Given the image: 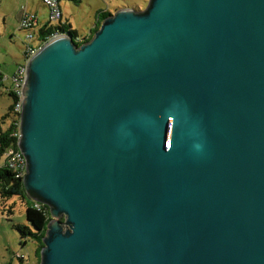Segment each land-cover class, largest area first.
Segmentation results:
<instances>
[{
	"label": "water",
	"instance_id": "95a60500",
	"mask_svg": "<svg viewBox=\"0 0 264 264\" xmlns=\"http://www.w3.org/2000/svg\"><path fill=\"white\" fill-rule=\"evenodd\" d=\"M40 264H264V0H149L30 58Z\"/></svg>",
	"mask_w": 264,
	"mask_h": 264
},
{
	"label": "rangeland",
	"instance_id": "374dc122",
	"mask_svg": "<svg viewBox=\"0 0 264 264\" xmlns=\"http://www.w3.org/2000/svg\"><path fill=\"white\" fill-rule=\"evenodd\" d=\"M149 0H61L63 21H68L79 36L86 37L97 22L100 11L111 14L120 9L144 10ZM23 8L36 13L40 20L48 23V10L40 0H0V78L3 79L0 93V127L6 130L12 117L4 120L12 105L10 91L12 76L19 65L25 62V32L18 30V22ZM32 200L26 195H0V264H40L38 243L33 238L24 240L13 228L14 224L29 226L26 208Z\"/></svg>",
	"mask_w": 264,
	"mask_h": 264
},
{
	"label": "trees",
	"instance_id": "16d2710c",
	"mask_svg": "<svg viewBox=\"0 0 264 264\" xmlns=\"http://www.w3.org/2000/svg\"><path fill=\"white\" fill-rule=\"evenodd\" d=\"M59 3L61 0H58ZM41 2V0H40ZM42 4V2H41ZM45 7V6H44ZM47 9V8H46ZM48 10V9H47ZM26 8H23L18 22V30L25 32L27 30L20 28V23L24 17ZM63 15V13H62ZM111 13L108 11H100L97 15V22L91 29L90 34L86 37H80L78 32L72 28L68 21L63 19L57 24H53L49 20L48 11V23L43 25L40 24V19L33 27L34 38L31 43L25 42V49L23 52L24 59L26 60V50L29 48L40 49L45 43L50 41L56 34H67L69 35L74 44L80 46L81 44L88 42L93 37L94 33L101 27L102 21L105 20ZM32 29V30H33ZM3 79L0 78V93ZM10 97L12 98V105L9 107L7 114L4 119L12 117L11 125L6 129L2 130L0 127V195L1 196H26L23 181L21 177H18L17 170L10 167L8 158L6 156L10 148L18 150V135L20 134L19 122L20 112L16 111V107L19 104V97L12 91H10ZM26 220L29 226L14 224L13 228L19 233L20 238L24 240L23 245L26 243L28 238H33L38 243V252L43 248V238L46 233L48 222L51 220L50 210L44 204L37 203L32 200L31 204L26 208Z\"/></svg>",
	"mask_w": 264,
	"mask_h": 264
},
{
	"label": "built area",
	"instance_id": "2783aa9c",
	"mask_svg": "<svg viewBox=\"0 0 264 264\" xmlns=\"http://www.w3.org/2000/svg\"><path fill=\"white\" fill-rule=\"evenodd\" d=\"M42 5L45 6L49 11V20L53 24H57L63 19L62 10L60 7V3L58 0H41ZM38 22V16L35 13H31L28 10H26L24 17L20 23V28L27 30L26 34V40L28 43H31L34 38V29L36 23ZM33 29V30H32ZM60 34H56L54 37L58 36ZM53 37V38H54ZM39 49L36 48H29L26 50V60L23 64L19 65L16 72L12 76V82L13 87L11 91L18 95L19 97V104L16 107V111L21 112V102L23 99L22 95V88L24 86L25 80H26V67L27 63L38 51ZM20 138V134L18 135V141ZM8 158V163L10 164V167L15 168L18 173V177H21L23 180V177L26 174V159L23 156V153L18 147V150H15L13 148H10V150L6 154Z\"/></svg>",
	"mask_w": 264,
	"mask_h": 264
},
{
	"label": "crops",
	"instance_id": "0c3cea01",
	"mask_svg": "<svg viewBox=\"0 0 264 264\" xmlns=\"http://www.w3.org/2000/svg\"><path fill=\"white\" fill-rule=\"evenodd\" d=\"M26 10H27V9H26ZM35 14H36V13H35ZM36 15H37V14H36ZM37 16H38V15H37ZM38 19H40L39 16H38ZM44 23H45V20H43V21L40 20V24H39V25H43Z\"/></svg>",
	"mask_w": 264,
	"mask_h": 264
}]
</instances>
